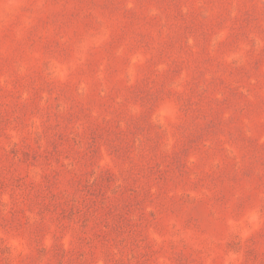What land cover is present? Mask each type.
<instances>
[{
  "label": "rangeland",
  "instance_id": "obj_1",
  "mask_svg": "<svg viewBox=\"0 0 264 264\" xmlns=\"http://www.w3.org/2000/svg\"><path fill=\"white\" fill-rule=\"evenodd\" d=\"M0 264H264V0H0Z\"/></svg>",
  "mask_w": 264,
  "mask_h": 264
}]
</instances>
